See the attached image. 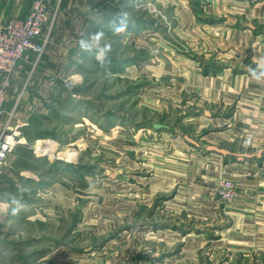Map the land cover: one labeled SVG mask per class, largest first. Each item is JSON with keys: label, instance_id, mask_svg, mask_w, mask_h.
<instances>
[{"label": "rangeland", "instance_id": "obj_1", "mask_svg": "<svg viewBox=\"0 0 264 264\" xmlns=\"http://www.w3.org/2000/svg\"><path fill=\"white\" fill-rule=\"evenodd\" d=\"M85 2L88 8H65L63 16L83 22L89 11L98 14L86 32L105 36L91 55L71 52L78 32L58 40L64 55L24 54L9 82L18 95L32 92L29 100H39L52 121L6 131L24 143L0 169V264H264V215L247 214L229 229L224 204L232 201L217 189L230 179L204 196L186 173L201 168L181 150L201 135L183 117L196 108L179 83L183 61L208 53L197 24L210 0ZM122 9L131 23L113 35L108 22ZM107 43L111 52L101 55ZM74 60L79 67L71 68ZM111 60L136 63L117 73ZM52 80L59 83L54 101L43 89ZM38 82L45 86L33 91ZM154 123L166 128L155 131Z\"/></svg>", "mask_w": 264, "mask_h": 264}, {"label": "crops", "instance_id": "obj_2", "mask_svg": "<svg viewBox=\"0 0 264 264\" xmlns=\"http://www.w3.org/2000/svg\"><path fill=\"white\" fill-rule=\"evenodd\" d=\"M85 1L77 4V0H48L50 17L43 33L50 41L44 54L56 55L60 51L64 55L66 50L58 46L60 38H75L78 29L87 33L86 30L97 27L98 14L90 11L86 12L83 22L76 15L73 19L63 16L67 12L65 8L69 11L83 3L88 8ZM31 4L32 0H0V22L24 18ZM203 13L198 19V33H201L198 37L208 53L200 61H183L181 67L185 72L179 83L181 91L190 92L189 102L196 108L194 115L183 114V117L194 119L201 135L196 143L186 139L181 150L189 165L195 163L201 168L186 173L192 176L190 183L202 186L204 196L209 195V186L217 187L225 177L235 184L234 199L224 204V213L231 216L229 229H232L247 214L264 215V81L254 80L249 72V66L256 69L257 63L264 61V0H210ZM102 20L106 22L107 18ZM73 45L71 52L80 54V48ZM111 63L117 73H129L136 62L131 61L126 68L119 61L111 60ZM78 65L74 60L71 68ZM39 83L32 88L33 91L45 86ZM57 85L59 83L52 80L47 88H43L48 100L54 101L52 97L59 95ZM29 92L18 95V84H9L0 116V132L5 127L27 126L29 123L37 126L43 120L52 121L42 111L39 100H29L32 93ZM19 98L25 102H20ZM154 125L150 127L155 131L166 128L163 125V129L157 130ZM245 141H249L247 146Z\"/></svg>", "mask_w": 264, "mask_h": 264}, {"label": "built area", "instance_id": "obj_3", "mask_svg": "<svg viewBox=\"0 0 264 264\" xmlns=\"http://www.w3.org/2000/svg\"><path fill=\"white\" fill-rule=\"evenodd\" d=\"M49 17L48 0H32L31 8L24 18L0 22V116L3 113L6 89L18 61L26 53L33 54L37 59L45 52L48 36L43 33V27ZM7 129L5 127L0 132V169L5 166L9 154L24 143L17 131L7 134ZM234 189L231 180H222L217 193L228 203L234 198Z\"/></svg>", "mask_w": 264, "mask_h": 264}, {"label": "clouds", "instance_id": "obj_4", "mask_svg": "<svg viewBox=\"0 0 264 264\" xmlns=\"http://www.w3.org/2000/svg\"><path fill=\"white\" fill-rule=\"evenodd\" d=\"M131 23V14L127 11L122 9L115 17H113L108 22V28L113 33V35H120L122 33H126L129 25ZM78 32L81 36V39H79L78 44L80 51L83 53L88 54L89 56L92 53V48L94 44H97L102 38H104L105 33L103 31H97L95 33L88 34V38H85V33L78 29ZM101 55L107 54L111 52V44L107 43L104 45L102 49L99 50ZM100 56H97V59H99ZM249 72L251 73V77L256 81H264V61H260L257 63L256 69H252L251 66H249ZM249 141H245V146ZM13 203H17L16 201H13ZM21 207H24L21 205ZM19 211V208H14L12 210V214L15 215Z\"/></svg>", "mask_w": 264, "mask_h": 264}, {"label": "bare ground", "instance_id": "obj_5", "mask_svg": "<svg viewBox=\"0 0 264 264\" xmlns=\"http://www.w3.org/2000/svg\"><path fill=\"white\" fill-rule=\"evenodd\" d=\"M41 142H43V143H45V144H51V143H55L54 141H52V140H50V139H46V140H43V141H41ZM39 143H40V141H39ZM52 147V146H51ZM44 148V147H43ZM45 148H47V147H45ZM41 149V148H37L36 149V153L37 154H42V153H44V151H46V149ZM48 149V148H47ZM50 153V152H49Z\"/></svg>", "mask_w": 264, "mask_h": 264}, {"label": "water", "instance_id": "obj_6", "mask_svg": "<svg viewBox=\"0 0 264 264\" xmlns=\"http://www.w3.org/2000/svg\"><path fill=\"white\" fill-rule=\"evenodd\" d=\"M153 128H155V129H157V130H161V129H163V126H162V125L155 124V125L153 126Z\"/></svg>", "mask_w": 264, "mask_h": 264}, {"label": "trees", "instance_id": "obj_7", "mask_svg": "<svg viewBox=\"0 0 264 264\" xmlns=\"http://www.w3.org/2000/svg\"><path fill=\"white\" fill-rule=\"evenodd\" d=\"M67 167L70 166V165H66Z\"/></svg>", "mask_w": 264, "mask_h": 264}]
</instances>
